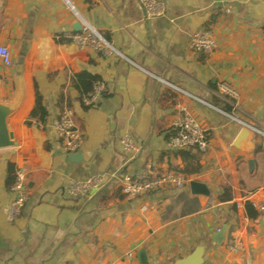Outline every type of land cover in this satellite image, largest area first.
Here are the masks:
<instances>
[{
  "label": "crops",
  "instance_id": "obj_1",
  "mask_svg": "<svg viewBox=\"0 0 264 264\" xmlns=\"http://www.w3.org/2000/svg\"><path fill=\"white\" fill-rule=\"evenodd\" d=\"M158 1L164 16L146 20L137 0H0V46L12 57L10 69L0 66V96L12 97L16 73L25 85L23 106L10 120L15 146L0 150V264H139L141 251L148 264H174L197 247L203 264H264V0ZM85 24L118 55L74 44L68 36ZM206 30L217 48L197 54L191 39ZM80 72L105 84L95 107H83L70 85ZM222 83L235 91L233 103L220 93ZM163 87L173 97L161 95ZM37 92L47 122L27 127ZM61 98L82 136L79 160L69 159L55 135ZM180 105L209 136L202 170L191 178L208 192L193 194L189 184L128 199L123 178L180 166L169 147ZM243 124L249 128L235 148ZM127 135L135 154L121 148ZM11 166L26 173L28 198L9 223ZM95 175L105 186L117 183L91 199L68 194L71 180ZM229 185L232 198L222 201ZM247 201L257 220L244 218Z\"/></svg>",
  "mask_w": 264,
  "mask_h": 264
},
{
  "label": "built area",
  "instance_id": "obj_2",
  "mask_svg": "<svg viewBox=\"0 0 264 264\" xmlns=\"http://www.w3.org/2000/svg\"><path fill=\"white\" fill-rule=\"evenodd\" d=\"M146 20L160 18L165 14V5L158 0H137ZM225 13H230L225 9ZM74 44L79 48L91 46L103 55L112 57L117 54L111 46L106 43L103 38L94 32L87 24H85L80 33L68 36ZM217 48V44L209 32H199L193 35L191 39V49L195 53H211ZM0 66L3 69L12 67L11 53L6 47L0 46ZM105 84L100 81L96 82L93 90L81 100L83 107L92 108L102 101V94L105 92ZM219 91L222 95L229 98L233 102L237 97L235 91L227 84L219 85ZM180 114L179 120L174 124L176 135L169 141L170 148H194L199 153H205L208 148L207 133L198 122L189 114L187 108L180 105L178 108ZM228 116V115H227ZM231 117V116H229ZM244 128L247 127L244 125ZM249 128V127H247ZM55 135L62 142V150L68 155H75L82 144V136L80 131L74 124L73 111L70 108H64L54 124ZM121 148L123 152L135 154L137 146L133 138L129 135L121 140ZM191 178L177 174L169 173L163 176H154L147 178L140 176L137 181H130L127 177L119 183L120 190L128 199L146 194L149 192H157L165 188L182 189L188 186ZM27 177L26 173L16 168L14 172V183L9 188L11 194V203L6 210V218L9 223L14 222L21 214L22 209L27 201L26 193ZM105 178L101 175L91 176L82 181L71 180L68 185L67 192L72 197L91 199L94 195L100 193L104 188ZM231 250V248H229ZM131 258L130 256L128 257Z\"/></svg>",
  "mask_w": 264,
  "mask_h": 264
},
{
  "label": "trees",
  "instance_id": "obj_3",
  "mask_svg": "<svg viewBox=\"0 0 264 264\" xmlns=\"http://www.w3.org/2000/svg\"><path fill=\"white\" fill-rule=\"evenodd\" d=\"M214 23V20H212L209 23V26ZM263 34H264V28L262 29ZM205 32H208L207 30ZM106 43H108L105 39H103ZM203 52H200L198 54H201ZM101 79L95 75H92L87 72H80L78 74H75L71 76L70 78V85L71 87L76 90L79 94L80 101L87 96L92 90L93 86L96 82H100ZM161 95H171L173 97V93L170 92L167 88L163 87L161 89ZM104 96V93L102 94ZM175 98V97H174ZM227 101H230L233 103L232 100L229 98H226ZM174 101V100H173ZM64 103L63 98L60 100V109L61 111L64 110V107H62ZM217 108H221V110L227 114H231L232 107L229 106L227 103H216ZM70 106L67 105L65 108H69ZM48 118V111L46 107L44 106L42 102V97L38 94V92L35 94V107L31 111L28 120L25 122V126H31L32 121H37L38 123L44 125L47 122ZM176 134V131L171 132V137H174ZM207 137L209 139V136L207 134ZM175 156H177L181 160L180 166L175 170L177 174L186 176L188 178H193L196 175H198L201 170H202V161L200 157V153L195 150L194 148H189V147H183V148H177L174 149L172 148ZM10 176H8V189L11 187V185L14 183V172L15 168L14 166L10 167ZM117 180L112 181L108 186H105L101 192L108 190L111 191L114 185H116ZM232 188L231 185L225 190L226 197L222 199V201H230L232 198L231 195ZM243 215L245 219H252V220H257L259 216V212L257 210V207L251 203V202H245L243 205Z\"/></svg>",
  "mask_w": 264,
  "mask_h": 264
},
{
  "label": "water",
  "instance_id": "obj_4",
  "mask_svg": "<svg viewBox=\"0 0 264 264\" xmlns=\"http://www.w3.org/2000/svg\"><path fill=\"white\" fill-rule=\"evenodd\" d=\"M2 7L0 5V16ZM75 31H80V25L74 26ZM25 101V85L23 77L20 73H16L13 77V95L8 100H3L0 96V150L12 149L15 146L14 134L10 125V120L21 110ZM247 128H243L236 138L233 147L238 148L242 137L245 135ZM71 161L79 160V155H72ZM190 190L193 194H206L207 188L197 182H191ZM224 230L222 229L214 238L217 244H221ZM204 248L197 247L187 257L177 260L174 264H203ZM139 264H148L144 251L139 254Z\"/></svg>",
  "mask_w": 264,
  "mask_h": 264
},
{
  "label": "rangeland",
  "instance_id": "obj_5",
  "mask_svg": "<svg viewBox=\"0 0 264 264\" xmlns=\"http://www.w3.org/2000/svg\"><path fill=\"white\" fill-rule=\"evenodd\" d=\"M197 54H198V53H197ZM102 97H103V96H102ZM102 99H103V98H102ZM228 116H230V115H228ZM231 117H232V116H231ZM205 260H208L207 257H205Z\"/></svg>",
  "mask_w": 264,
  "mask_h": 264
}]
</instances>
